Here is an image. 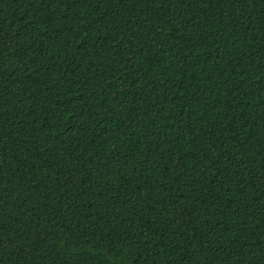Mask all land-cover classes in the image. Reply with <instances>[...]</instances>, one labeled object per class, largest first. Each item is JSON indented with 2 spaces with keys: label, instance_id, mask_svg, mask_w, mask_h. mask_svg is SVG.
<instances>
[{
  "label": "trees",
  "instance_id": "1",
  "mask_svg": "<svg viewBox=\"0 0 264 264\" xmlns=\"http://www.w3.org/2000/svg\"><path fill=\"white\" fill-rule=\"evenodd\" d=\"M0 264H264V0H0Z\"/></svg>",
  "mask_w": 264,
  "mask_h": 264
}]
</instances>
